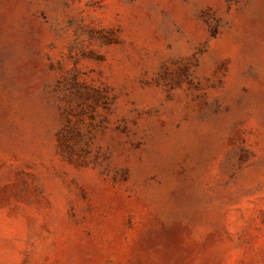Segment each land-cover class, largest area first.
I'll use <instances>...</instances> for the list:
<instances>
[{
    "label": "rangeland",
    "instance_id": "1",
    "mask_svg": "<svg viewBox=\"0 0 264 264\" xmlns=\"http://www.w3.org/2000/svg\"><path fill=\"white\" fill-rule=\"evenodd\" d=\"M0 264H264V0H0Z\"/></svg>",
    "mask_w": 264,
    "mask_h": 264
}]
</instances>
